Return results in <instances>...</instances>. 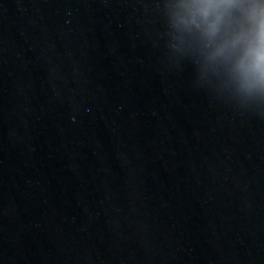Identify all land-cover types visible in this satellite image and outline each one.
<instances>
[{"label": "water", "instance_id": "95a60500", "mask_svg": "<svg viewBox=\"0 0 264 264\" xmlns=\"http://www.w3.org/2000/svg\"><path fill=\"white\" fill-rule=\"evenodd\" d=\"M162 30L154 0H0V264H264V117Z\"/></svg>", "mask_w": 264, "mask_h": 264}, {"label": "clouds", "instance_id": "9594fccd", "mask_svg": "<svg viewBox=\"0 0 264 264\" xmlns=\"http://www.w3.org/2000/svg\"><path fill=\"white\" fill-rule=\"evenodd\" d=\"M160 39L195 84L242 112L264 117V0H154Z\"/></svg>", "mask_w": 264, "mask_h": 264}]
</instances>
